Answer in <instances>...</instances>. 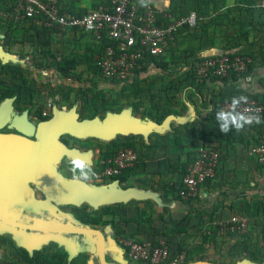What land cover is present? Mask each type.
I'll list each match as a JSON object with an SVG mask.
<instances>
[{
  "label": "trees",
  "instance_id": "trees-1",
  "mask_svg": "<svg viewBox=\"0 0 264 264\" xmlns=\"http://www.w3.org/2000/svg\"><path fill=\"white\" fill-rule=\"evenodd\" d=\"M84 1L59 0V4L61 11L82 15L88 10H95L100 6L109 5L112 0H87L89 1V6L87 7L81 6ZM132 1L135 2V0ZM242 1L243 6L239 5L236 7L237 5H235L233 8H229L220 13L217 4L213 1L194 0L190 8H187V0H170L166 13L174 19H179L187 16L190 12H194L197 16L196 26L190 27L184 25L178 29L161 55H147L138 63L141 65V69L134 70L133 76L124 81L104 80L100 76L97 62L101 59L104 49L107 46L113 45V42L105 34H102L101 38L96 40L92 36L82 32L72 31L71 36L69 32H55L32 20L14 22L8 16L3 17V15L12 11L15 7V0H0V45L9 53L15 45L31 49V53L25 54L20 52L14 55L20 57V59L32 55L33 59L30 64L32 67H46L47 69H51L58 77L70 81L73 84H83L89 81L97 85L98 82L102 81L105 83L110 82L112 85L119 87L116 95L111 98L108 97V91L103 89H98L91 96L89 94L93 92L91 87L81 89L70 105H79L81 111L87 112L85 116L88 118L103 116L109 112L119 113L123 109L130 108L133 113L140 114L143 118L160 124L167 116L180 115V113L184 112L186 108L181 101L184 93L188 94L184 97L190 104H196V101L198 104L202 101V104L208 100L207 105L212 106V112L204 118L206 124L200 130L199 139L201 142L198 148L210 147L219 153L221 159V153L218 149L221 144L229 147L234 143L245 144V139L241 135H237L236 131H230L227 134L219 131L215 114L219 110L221 103L225 100L230 101L232 96L239 94L246 95L248 99L259 102L264 101V93L250 94L241 88L238 89L235 87V84L249 77L255 69L264 68V41L258 48L257 43L259 42L252 39L259 30V26H264V20L260 21V18H264V7L262 6L264 0ZM209 4L211 6L210 9ZM158 18L160 22H168L167 19H163L162 15H159ZM218 30H223L225 34L223 37L224 44L222 45L224 54L221 56L225 55L233 58L236 55H241L250 58V63H248L245 72L237 73L230 71L226 77L215 76L210 72L207 78L200 81L195 73L197 64L205 58L219 57H204L200 53V50H206L205 47H207L203 41L210 38L212 36L211 33H216ZM230 30L233 31L232 35L228 34ZM58 35H60L59 43L63 42L71 46V49L65 53L61 52L59 55L52 52L54 37ZM82 39L87 40L82 41ZM245 47H250V50L245 52L242 50ZM255 48L257 49L255 50ZM44 61L47 62L46 66H44ZM152 67L159 68L161 73H166V78L159 74L149 76L148 73ZM259 83L264 87L261 80ZM0 85L5 91L2 98L16 96L20 100L24 97L25 91H35L28 77L27 70L19 63H2L0 61ZM217 86H219V91L216 92L214 90ZM205 91L207 92L206 95L204 93ZM72 92L73 89L69 88L63 93V97L66 100H71ZM174 106H181V108L177 111L173 109ZM91 108L92 112L90 110ZM261 118L264 119V115ZM253 125L249 128L252 129ZM182 134L181 131H176L174 134V145L177 148L183 145L180 138ZM120 140L108 142L107 149L100 152L99 158L102 161L112 159L118 150L122 148H132L136 152L137 161L135 165L122 171L120 175L110 177L109 179L111 182H118L123 187L126 180L137 173L140 156L131 142L132 139L130 137L121 138ZM254 140L255 142L249 143L247 151L255 144L264 143V140L262 141L257 138ZM166 141H168V136L155 135L149 138L148 148L155 153L158 150L163 151L167 147ZM211 142L216 143L217 146L209 144ZM191 147L196 148L193 143ZM182 155H178L177 163H168L166 166L160 168V172L163 169H170L169 173H177L176 181L169 189V192L177 199H182L179 196V192L183 188L182 181L187 174L189 165L195 159L196 151L195 153L187 152L185 160L182 159ZM256 164L257 169L264 173V163H258L256 161ZM105 167V164L98 166L95 169L96 173L101 172ZM160 172L158 171L157 174L161 175ZM211 181L212 178L207 179L203 185L210 184ZM129 186L131 185H127V187ZM190 200L192 199H187V201ZM135 209V205L131 206L126 204L107 205L97 210L86 206V210L90 211V213L87 212L85 214L82 222L85 226L93 228L110 225L117 239L133 240L139 243L151 242L152 245H157L159 242L155 239L158 238L157 234L155 235L157 237H153L149 241L134 239V230L138 231L140 222H147L145 219H139V217L135 218L133 216ZM240 213L248 219L249 231L245 235L226 234L229 237L237 238V241L232 245L229 257L238 259L242 256L256 264H264V226H262L259 234L261 245H259L258 237L253 242V238L250 237L252 233L251 228L256 225L255 223L261 217L264 219V196L259 199L243 201L241 203ZM214 215H207L210 219V225L204 229L205 222L203 216L199 213L197 214L196 225L189 228L201 233V239L198 244L191 246L186 244L183 239L180 241L174 239L175 235H186L189 229L187 226H179V222L175 223L171 229V234L166 237L163 234L166 228H163L159 237L162 240L164 239L168 247L170 259L184 253L185 258L183 264H188L200 259L208 245L216 246L217 241L226 235H217L219 227L216 223L212 224L214 222ZM14 249L15 251L10 252V258L0 259V264H88L90 260L89 255L82 252L69 261L67 251L59 247L51 250L36 251L30 255L23 249H17L15 247Z\"/></svg>",
  "mask_w": 264,
  "mask_h": 264
},
{
  "label": "crops",
  "instance_id": "crops-1",
  "mask_svg": "<svg viewBox=\"0 0 264 264\" xmlns=\"http://www.w3.org/2000/svg\"><path fill=\"white\" fill-rule=\"evenodd\" d=\"M211 1L217 4L220 13L229 8H233L235 5H237L236 7L239 5L243 6L242 0H209V2ZM135 2L140 5L147 3L152 4L166 12L170 0H135ZM81 6H89V1L85 0L82 2ZM208 6H210V4ZM210 8L211 6L209 9ZM236 13H238V11H236ZM263 20V17L260 18V21ZM228 34L232 35L233 31H228ZM69 35L71 36L72 33L69 32ZM211 35L210 38L203 41L204 45L207 47H205L206 50H200V53L203 54L204 57L221 56L224 54L222 49V45L224 44L223 37L225 36L224 31L218 30L216 33H211ZM252 39L259 42L257 43L259 48V45L264 41V26H259V30ZM256 49L257 48H255V50ZM242 50L246 52L250 50V47H245ZM260 80L262 84H264V68L255 69L249 77L235 84V87L238 89L241 88L250 94L264 93V87L259 83ZM214 91H219V86H217ZM189 92L192 93L191 91ZM204 93L206 95L207 92L205 91ZM187 95V93H184L181 99L186 108L184 112L180 113V115H169L160 124L150 119L143 118L140 114L133 113L130 108H126L130 110L132 117L139 119L143 124L148 125L150 121L155 123L157 125L156 130L150 127V130L147 129L146 135L128 134L125 136H116L114 139L117 141L121 138L130 137L132 139L131 142L140 156L137 173L129 177L123 187L118 184L121 189L131 188L140 193L138 199H130L126 203H119L131 206L135 205L136 209L133 216L135 218L139 217V219L147 220V222H140L138 231L134 230V239L149 241L153 237L158 236V238H155L157 241H164V239L162 240V238L159 237L163 228H166L163 232L166 237L171 234V229L177 222H179V226L192 227L197 223L198 213L203 216L205 229L210 225V219L207 215L215 214L212 224L226 221L234 215H241V203L243 201L259 199L264 196V173L257 169L256 160L251 158L247 151L249 143L255 142V138L262 141L264 140V119H262L260 124H254L252 129L246 127L244 130L237 132V135H241L245 139V144L234 143L231 147L221 144L218 147L221 153V161L219 162L215 176L212 178L210 184L200 187L199 194L196 198L190 201L177 199L169 192L172 184L176 181L177 173H169L170 169H163L160 172V168L166 166L168 163H177L179 154H183L182 159L185 160L187 152L195 153L201 142L199 139L200 130L206 124L204 118L212 112V106L207 105L208 100L202 104V101L200 104H198L197 101L196 104H190L184 97ZM198 97L200 99L199 95ZM193 100L195 99L193 98ZM180 108L181 106L173 107V109L177 111H179ZM176 131H181L183 133L180 135L183 145L179 148L174 145V134ZM155 135L168 136L165 150H158L156 153L149 150V138ZM101 143L100 152H103L107 149L108 145L107 142L102 141ZM192 143L196 148L191 147ZM209 144L217 146L216 143L211 142ZM158 171L161 175L157 174ZM99 182L100 181H97L96 183ZM105 183L111 184L113 182L108 180ZM107 184L101 183L99 185ZM127 185L131 186L127 187ZM124 186L126 187L124 188ZM255 224L256 225L251 228L252 233L250 237L253 238L252 242L258 237V241L260 242L261 239H259V234L262 226H264V219L261 217ZM98 229H101L105 235V257L107 259V264H144L130 262L126 254V249L114 238L113 228L111 226L107 225ZM156 234L157 236H155ZM200 234L201 233L189 228L186 235H175L174 239L176 241L183 239L186 244L191 246L200 242ZM236 241L237 238L226 235L217 241L216 246L208 245L202 257L190 263L206 261L213 264H238L241 263V261H249V259L242 256L238 259L229 257L232 245H234ZM80 242L81 244H77V242L68 238L65 239L62 244L66 247L68 245V248L71 246V248L77 250L79 253H87L90 257L89 261L95 264L93 262V259L96 258L94 253L95 246L92 240L85 238L80 239ZM259 245H261V242ZM252 263L256 264L254 262Z\"/></svg>",
  "mask_w": 264,
  "mask_h": 264
},
{
  "label": "built area",
  "instance_id": "built-area-1",
  "mask_svg": "<svg viewBox=\"0 0 264 264\" xmlns=\"http://www.w3.org/2000/svg\"><path fill=\"white\" fill-rule=\"evenodd\" d=\"M15 7L8 16L14 22L32 20L55 32H82L99 40L102 34L113 42L104 49L97 62L100 76L104 80L124 81L133 76L134 70L141 69L139 61L147 55H161L173 39L174 34L184 25L195 27L197 16L190 12L179 19L172 18L165 11L152 4H138L132 0H112L107 6L89 10L85 14L76 15L61 11L59 0H15ZM264 7V2H262ZM168 22L159 21L158 16ZM250 58L236 55L205 58L195 67L197 78L201 81L211 72L215 76L226 77L230 71L242 73L247 70ZM248 104L241 105V110L251 108L260 117L264 115V101L248 99ZM230 101L225 100L220 108L227 109ZM248 155L258 163H264V143L255 144L248 150ZM220 156L210 147L196 149L194 161L189 165L183 178V188L179 196L194 199L199 194L203 183L213 178L219 165ZM137 161V154L132 148H122L112 159L102 161L106 167L97 176V180L120 175L131 168ZM219 227L217 235L227 233L245 235L249 231L248 219L243 215H234L229 220L216 223ZM126 249L130 261L144 264H183L184 253L170 259L168 247L164 241L152 245L151 242H136L119 239Z\"/></svg>",
  "mask_w": 264,
  "mask_h": 264
},
{
  "label": "water",
  "instance_id": "water-1",
  "mask_svg": "<svg viewBox=\"0 0 264 264\" xmlns=\"http://www.w3.org/2000/svg\"><path fill=\"white\" fill-rule=\"evenodd\" d=\"M0 61L2 63L15 62V59L9 52H5L0 45ZM5 119L6 114H0V118ZM3 118V119H4ZM14 121L13 126L22 135H0V177L7 174L12 178L20 179L22 182H32L36 187L56 205L80 206L86 204L94 210L107 205H116L126 203L130 199H138L140 193L131 188L121 189L118 182L114 181L107 185L83 186L71 182H65L57 176L56 168L53 164L59 162L63 157L71 159L79 156L90 159V153H82L79 150L66 147L59 138L63 134L76 139L94 138L103 142H109L116 136H125L128 134L146 135L150 127L156 130L157 125L148 122L143 124L139 119L131 116L129 109L122 110L120 113H106L103 119L94 117L92 119L78 120L75 108L69 111H59L54 108L52 117L40 122L36 127L26 121V115H23ZM34 135L35 141L28 140L27 136ZM5 142H11L14 152L3 145ZM14 180V179H13ZM34 229L46 233H59L82 235L92 240L95 248V256L98 264H107L105 260V235L101 229L91 228L85 225L67 226V227H35ZM56 239V238H54ZM14 241L17 247L26 249L29 253L38 251L40 243H46V238L35 239L31 241L25 236L14 235ZM66 247V246H65ZM68 260L78 254V251H72L71 246L66 250ZM77 252V253H76ZM93 253V254H94ZM88 264H92L89 261ZM189 264H213L206 261H199ZM238 264H253L250 261H241Z\"/></svg>",
  "mask_w": 264,
  "mask_h": 264
},
{
  "label": "flooded vegetation",
  "instance_id": "flooded-vegetation-1",
  "mask_svg": "<svg viewBox=\"0 0 264 264\" xmlns=\"http://www.w3.org/2000/svg\"><path fill=\"white\" fill-rule=\"evenodd\" d=\"M4 92L3 87H0V114L4 115L6 112L8 113L6 119L2 116L0 118V135H22L13 126L16 119L20 121L19 118L26 115V121L36 127L40 122L47 121L52 117L54 108L59 111H69L74 107L79 121L83 119H92L85 116L87 112L81 111L79 105H70L73 101L70 99L66 100L63 96L53 102H46L41 105L39 104L40 99L37 96L38 92L36 90L34 92L25 91L24 97L20 100H18L16 96L2 98L5 94ZM105 115L97 117L103 119ZM27 138L30 141L36 140L34 135L27 136ZM2 140L0 139V141ZM59 141L70 149H77L82 153L89 152L90 159L88 163L94 168V170L97 169L98 166L102 165V160L99 158L102 141L94 138L76 139L67 134L61 135ZM3 145L8 146V149L14 152V149L12 148L13 144L11 142H5ZM68 160L69 159L63 157L59 162L53 164L58 175L63 174L66 177L68 176V173H66ZM100 173L101 172L97 173V176ZM97 176L89 184L99 185L96 183L97 181H100V184H107L105 182L110 179V177H105L102 180H97ZM86 206L88 205H56L54 202L49 200L32 182H22L14 176L11 178L8 174L5 177H0V259L10 258V252L15 251L14 247L17 249H23L29 255L36 252L35 250L32 253H29L26 249L17 247L16 242L14 241V235L25 236L29 241L33 238L38 240L40 238H46L47 242L40 243L41 246L38 251L51 250L55 247L67 250L68 245L65 247L62 244L65 239L69 238H65V233H46L41 230L38 231L34 228H57L79 226L80 224L84 225L82 218L85 217ZM68 208L70 209L68 210ZM87 212L90 213V211ZM113 236L116 238L114 230ZM52 237L56 239H52ZM70 239L77 242V244H81L80 236L72 235ZM119 239H117L118 242ZM71 249L72 251H77L73 248ZM79 254L80 253L76 254L73 258ZM93 260L95 264H98L97 257ZM105 260L107 262L106 257Z\"/></svg>",
  "mask_w": 264,
  "mask_h": 264
},
{
  "label": "rangeland",
  "instance_id": "rangeland-1",
  "mask_svg": "<svg viewBox=\"0 0 264 264\" xmlns=\"http://www.w3.org/2000/svg\"><path fill=\"white\" fill-rule=\"evenodd\" d=\"M194 1V0H193ZM192 0H187V8H190V6L193 3ZM154 6V5H153ZM156 7V6H155ZM89 11V10H88ZM60 35H58L57 37H54V42L52 44V52L56 53L57 55H59V53L61 52H67L69 49H71V46L62 43H59L60 41ZM87 40V39H82V41ZM81 41V42H82ZM3 49V48H2ZM4 50V49H3ZM5 52H7L6 50H4ZM31 53V49L28 48H23L19 45H15L14 47L11 48V52L10 54L13 56V58L15 59L14 63H19L20 65L23 66V68L25 70H27L28 72V77L33 85V87L35 88V90L38 92L37 96L40 99V103L39 104H45L46 102H53L54 100L59 99L60 97L63 96V93L65 91H67L69 88L73 89V92L71 94V101L74 100L76 94L81 90V89H86V88H92L93 92L89 93L90 96L95 94V91H97L98 89H103L105 91H108V97H114V95H116V91L119 89V87L112 85V83H105V82H98L97 85L92 84L89 81L84 82L83 84H73L70 81H66L64 79H61L60 77H58L53 70L51 69H47L46 67L44 68H34L32 67L31 61L33 59L32 55L30 56H26L24 59H20V57L15 56L14 54H18V53ZM47 65V62L44 61V66ZM154 74H159V75H163L165 78L167 76L166 73H161V70L159 68H153L149 71L148 75H154ZM92 112V108L90 109ZM67 173V172H66ZM100 184V183H98ZM70 208H68L69 210ZM88 210H85V214L87 213ZM82 237V235H77ZM71 238L72 235L71 234H66L65 238ZM52 239H54V237H52ZM81 239H85V237L81 238ZM131 263H136L133 261H130Z\"/></svg>",
  "mask_w": 264,
  "mask_h": 264
},
{
  "label": "clouds",
  "instance_id": "clouds-1",
  "mask_svg": "<svg viewBox=\"0 0 264 264\" xmlns=\"http://www.w3.org/2000/svg\"><path fill=\"white\" fill-rule=\"evenodd\" d=\"M248 97L244 94L234 95L230 99L227 109L221 108L216 111L215 119L217 121L219 131L227 134L230 131L240 132L247 127L260 124L262 118L253 112L251 108L241 110V105L248 104ZM75 151V149H72ZM68 176L63 174L57 175L60 180L88 186L93 181L97 173L94 168L79 156H75L68 160L66 165Z\"/></svg>",
  "mask_w": 264,
  "mask_h": 264
}]
</instances>
